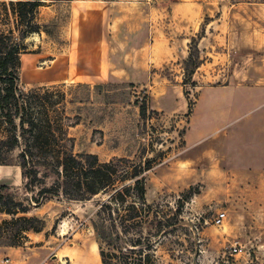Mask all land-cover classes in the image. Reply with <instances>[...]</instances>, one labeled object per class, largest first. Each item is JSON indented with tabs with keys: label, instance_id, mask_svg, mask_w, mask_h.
I'll return each instance as SVG.
<instances>
[{
	"label": "rangeland",
	"instance_id": "374dc122",
	"mask_svg": "<svg viewBox=\"0 0 264 264\" xmlns=\"http://www.w3.org/2000/svg\"><path fill=\"white\" fill-rule=\"evenodd\" d=\"M258 1L263 0H218L217 6L226 11L230 2ZM35 20L42 32L25 41L19 86L30 90L54 85L53 94L59 99L64 95L53 118L59 117L64 108L70 118L64 124L71 125L67 133L72 141V152L95 156L100 163L121 158L134 163L150 161L146 201L159 208L160 215L170 225L165 237L157 241L151 252L153 257L149 264H264V174L203 173L199 168L188 167L185 161L193 156L184 152L183 134L188 120L184 102L188 100L193 106L198 91L188 76L200 64L207 69L209 66L216 69L221 64V54H207L210 40L204 29L206 21H202L200 32L192 38L186 61L163 66L152 79L156 86L165 81L188 84L181 94L176 87L166 93H151L149 85L141 87L129 83L53 84L51 78L65 68L60 62L58 68L61 69H49L50 61L67 47L64 29L68 8L64 4L49 9L41 7ZM13 26L11 17L3 29ZM205 33V39L197 47V39ZM215 44L217 48L223 47L219 38ZM182 70L185 75L177 79ZM198 81L205 84L220 80ZM141 104L147 108L144 119L139 116ZM3 130L0 139L5 135ZM18 153L19 150H14L8 155L11 165L16 163ZM38 170L45 186L56 180V175L46 167ZM41 186L38 184L26 191L22 182L18 189L0 191L5 201L11 195L15 202L22 203L29 210L27 216L44 221L43 231L26 234L27 238L20 240L21 245L50 248L53 264H100L92 228L99 197L73 202L53 196L38 205L29 202ZM221 213L226 214V219L222 226H217L214 220ZM3 217L0 215V219ZM4 240L0 242L8 241ZM235 244L236 253L232 251Z\"/></svg>",
	"mask_w": 264,
	"mask_h": 264
},
{
	"label": "crops",
	"instance_id": "0c3cea01",
	"mask_svg": "<svg viewBox=\"0 0 264 264\" xmlns=\"http://www.w3.org/2000/svg\"><path fill=\"white\" fill-rule=\"evenodd\" d=\"M42 3L48 9L59 4L68 8L67 47L49 67L52 71L64 64L63 71L51 78L61 85L129 83L149 85L151 93L176 87L182 94L188 84L165 81L156 86L152 79L163 66L186 61L191 40L205 20L207 54H221V64L216 69L200 64L188 76L198 91L183 134L184 152L193 156L185 159L186 164L225 176L264 174V0L230 2L226 11L217 6L218 0ZM205 35L197 39V47ZM217 38L223 47L217 48ZM184 75L182 70L176 78ZM207 78L220 81L198 83ZM197 159L201 160L196 163ZM22 182L15 164L0 166V186L13 190ZM50 258V248L44 245L0 247V264H53Z\"/></svg>",
	"mask_w": 264,
	"mask_h": 264
},
{
	"label": "trees",
	"instance_id": "16d2710c",
	"mask_svg": "<svg viewBox=\"0 0 264 264\" xmlns=\"http://www.w3.org/2000/svg\"><path fill=\"white\" fill-rule=\"evenodd\" d=\"M42 6V0L0 1V131L5 130L0 139V166L11 165L8 155L19 150L15 165L21 171L26 191L42 185L29 200L36 205L53 196L73 202L99 197L92 228L100 264H149L151 252L170 225L159 208L146 201L150 161L134 163L121 158L100 163L95 156L74 154L67 133L71 125L64 124L70 118L64 108L59 117L53 118L64 95L60 99L55 96L54 85L30 90L19 86L25 41L42 32L35 20ZM11 17L13 28L3 29ZM186 101L188 117L192 105ZM146 113L145 104H141L140 118L144 119ZM39 167L56 175L50 186L40 180ZM5 190L6 186H0L1 192ZM6 199L0 194V215L4 216L0 219V241L8 240L0 242V247H21L20 240L26 239V234L43 231L44 221L27 216L29 210L11 195Z\"/></svg>",
	"mask_w": 264,
	"mask_h": 264
},
{
	"label": "built area",
	"instance_id": "2783aa9c",
	"mask_svg": "<svg viewBox=\"0 0 264 264\" xmlns=\"http://www.w3.org/2000/svg\"><path fill=\"white\" fill-rule=\"evenodd\" d=\"M225 219H226V214H225V213L218 214V215L216 216L215 220H214L215 225H217V226H222V224L224 223ZM236 245H237V244H235V245L232 246V251H233L234 253L237 252V246H236Z\"/></svg>",
	"mask_w": 264,
	"mask_h": 264
}]
</instances>
